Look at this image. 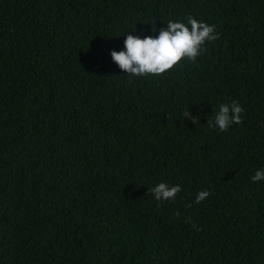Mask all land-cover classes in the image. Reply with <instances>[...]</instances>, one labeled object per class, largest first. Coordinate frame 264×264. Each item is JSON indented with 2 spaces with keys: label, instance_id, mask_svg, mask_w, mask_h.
<instances>
[{
  "label": "trees",
  "instance_id": "16d2710c",
  "mask_svg": "<svg viewBox=\"0 0 264 264\" xmlns=\"http://www.w3.org/2000/svg\"><path fill=\"white\" fill-rule=\"evenodd\" d=\"M189 15L219 39L129 83L111 52ZM260 170L264 0H0V264H264Z\"/></svg>",
  "mask_w": 264,
  "mask_h": 264
},
{
  "label": "clouds",
  "instance_id": "9594fccd",
  "mask_svg": "<svg viewBox=\"0 0 264 264\" xmlns=\"http://www.w3.org/2000/svg\"><path fill=\"white\" fill-rule=\"evenodd\" d=\"M218 39L219 35L214 25H208L189 15L187 23L169 20L167 29L160 30L159 35L155 37L146 36L140 39L137 36L128 35L124 41L125 50L112 51L111 57L119 68L128 74V82L131 83L132 77L148 78L150 75L166 74L168 70L179 65L185 57L194 62L198 49L203 51L207 42H214ZM244 111L239 101H233L230 105L221 104L215 115V124L209 120L208 126L213 129L218 127L219 131L225 132L230 125L243 122ZM183 115L187 116V111ZM194 122L198 123V120ZM251 179L253 182L264 180V171H257ZM150 191L157 201L174 200L181 188L179 185L169 187L165 183H159ZM210 195L211 193L207 190L200 191L195 203L203 202ZM176 215L179 216V213L177 212Z\"/></svg>",
  "mask_w": 264,
  "mask_h": 264
}]
</instances>
